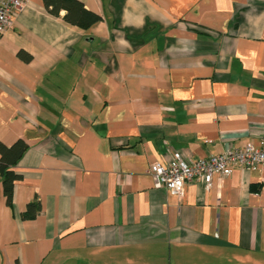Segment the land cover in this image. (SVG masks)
Here are the masks:
<instances>
[{
  "label": "crops",
  "instance_id": "obj_1",
  "mask_svg": "<svg viewBox=\"0 0 264 264\" xmlns=\"http://www.w3.org/2000/svg\"><path fill=\"white\" fill-rule=\"evenodd\" d=\"M79 1L87 29L24 0L0 35V141L27 144L0 264H264V165L179 197L148 173L259 143L264 0Z\"/></svg>",
  "mask_w": 264,
  "mask_h": 264
},
{
  "label": "built area",
  "instance_id": "obj_2",
  "mask_svg": "<svg viewBox=\"0 0 264 264\" xmlns=\"http://www.w3.org/2000/svg\"><path fill=\"white\" fill-rule=\"evenodd\" d=\"M23 4L24 0H0V35L12 25ZM168 156L166 163L152 162L148 173L153 187L164 188L179 197L186 183L202 180L208 188L213 176H229L233 166L258 170L264 165V135L258 144L247 142L241 147L231 146L205 157L193 158L189 153L175 150Z\"/></svg>",
  "mask_w": 264,
  "mask_h": 264
},
{
  "label": "trees",
  "instance_id": "obj_3",
  "mask_svg": "<svg viewBox=\"0 0 264 264\" xmlns=\"http://www.w3.org/2000/svg\"><path fill=\"white\" fill-rule=\"evenodd\" d=\"M43 3L49 14L58 16L60 11L63 10V21L83 29L91 27L101 19L100 15L85 8L79 0H43ZM20 55L29 57L24 53H20ZM26 149L27 144L21 138L17 139L11 145H5L0 141V177L3 196L8 206L12 205L13 185L19 178V175L14 170V166ZM39 211V200L34 198L27 203L26 209L22 212L21 217L23 219H29L35 217Z\"/></svg>",
  "mask_w": 264,
  "mask_h": 264
}]
</instances>
